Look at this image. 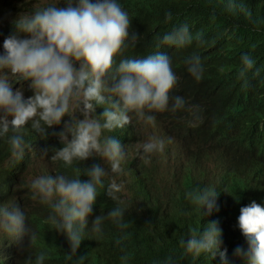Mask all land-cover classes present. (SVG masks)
<instances>
[{
  "label": "clouds",
  "instance_id": "clouds-1",
  "mask_svg": "<svg viewBox=\"0 0 264 264\" xmlns=\"http://www.w3.org/2000/svg\"><path fill=\"white\" fill-rule=\"evenodd\" d=\"M134 18L133 9L119 0H43L15 19L14 34L0 39V144L6 148L0 153V264H6L4 252L11 264H148L130 250L102 257L93 247L101 225L127 221L130 210L124 211L122 193L158 233L179 217L194 215L193 223L181 226V256L152 264H264V193L251 197L261 187L264 164L253 161L236 169L229 163V176L223 168L218 181L232 183L220 191L205 187L197 163L176 161L186 157L179 149L186 145L172 136L167 121L156 122L157 113L179 110L188 114L190 126L199 120L197 105L170 95L178 77L169 51L161 50L188 46L200 38L198 29L171 24L158 36L156 49L117 61L125 48L144 42L130 31ZM171 18L165 12L163 22ZM239 62L238 76L255 63L248 53H241ZM184 63L199 80V54ZM39 159L49 161L48 169L25 181L23 175L34 172ZM125 161L141 177L150 173L146 193L124 188L135 180ZM84 163L91 166L81 168ZM70 167L78 174L63 171ZM21 188L32 201L21 197ZM103 194L116 203L99 213ZM138 200L145 207L139 208ZM31 211L40 217H30ZM36 219L42 225L35 226ZM82 238L86 258L78 246Z\"/></svg>",
  "mask_w": 264,
  "mask_h": 264
},
{
  "label": "trees",
  "instance_id": "trees-1",
  "mask_svg": "<svg viewBox=\"0 0 264 264\" xmlns=\"http://www.w3.org/2000/svg\"><path fill=\"white\" fill-rule=\"evenodd\" d=\"M119 1L133 9L135 18L130 31L134 30L139 36L138 40L144 42L140 44L138 41L134 48H125L117 56V61L121 56L129 57L156 49L158 36L171 24L182 22L188 27L195 24L198 29L200 38H193L188 46L181 49L164 46L161 50L169 51L166 54L171 57L172 69L178 77L170 95H182L189 104L197 105L199 120L194 126H190L188 114L179 110L175 114L167 111L157 113L156 122L160 118L169 123L168 130L172 136L186 145V157L196 155L189 159L197 163L205 178L211 179V182H204V186L221 190V187L213 184L218 181L223 169L218 159L225 160L227 164L232 163L236 169L253 161L264 164V0ZM38 4L41 3L36 0H0V14L6 13L4 16L0 15V39L14 34L15 19ZM165 12L171 13L172 17L167 23L163 22ZM226 28L231 30L228 35L224 33ZM193 53L199 54L203 67L199 80L187 73L184 63ZM241 53H248L255 63L251 70L238 76ZM23 82L25 81H20V84ZM24 127L26 129V125ZM24 135L27 142H34L32 136L29 137L26 132ZM27 146L31 147L28 143ZM5 150V146L0 144V153H5ZM36 152L37 150L32 149V153ZM28 165L29 162L22 165L18 178L23 173L22 168L27 170ZM89 166L90 163H84L81 168ZM261 172L264 173L262 170ZM150 176L148 173L141 179L149 180ZM138 187L136 179L132 185L126 184L124 188L127 192L140 196L144 191ZM262 193L264 177L260 189L251 197L256 200ZM115 203L103 194L95 211L108 212ZM123 204L127 207L124 211L130 210L127 221L121 222L119 226L112 221L101 225V232L93 241L97 253L103 251L100 255L105 257L130 250L140 261L148 264L164 257L181 256L177 246L181 226L193 223L194 215L192 219L179 217L169 225L166 232L158 233L143 222L139 210L132 207L135 203L123 201ZM142 207H145V201L140 202L139 208ZM30 217L37 218L40 214L31 211ZM34 222L35 226L42 225L38 219ZM127 224L128 228L123 229ZM57 255L62 254L59 252ZM188 263L194 264L190 261Z\"/></svg>",
  "mask_w": 264,
  "mask_h": 264
},
{
  "label": "bare ground",
  "instance_id": "bare-ground-1",
  "mask_svg": "<svg viewBox=\"0 0 264 264\" xmlns=\"http://www.w3.org/2000/svg\"><path fill=\"white\" fill-rule=\"evenodd\" d=\"M239 6V5H238ZM240 8H241V6H240ZM176 117V116H175ZM177 119H179L178 117H177ZM179 120H181V119H179ZM182 126V125H181ZM128 127L129 126H125L124 128H122V130H124V131H126L127 129H128ZM180 129V128H179ZM164 138H168L169 136L166 134V133H164L163 135H162ZM115 137L119 140V137H118V135H115ZM120 141V140H119ZM171 141H172V139H171ZM171 143V142H170ZM170 143H168L167 142V144H170ZM179 149L181 150V151H184V152H188V149H186L185 147H183V146H179ZM170 150V152L171 153H174V154H176V153H178V152H175L174 150H172V149H169ZM179 154V153H178ZM164 156V155H163ZM162 156V157H163ZM194 156H196V155H190V156H188V157H182V158H179V159H177L176 161H178V160H182V159H189V158H191V157H194ZM175 161V162H176ZM218 161H219V163L223 166V168H224V170H225V173H226V175L227 176H229V174H230V171H229V166H228V164H227V162L225 161V160H222V159H218ZM36 162H39L40 164H42V168H44V170H47V167H46V160H42V159H39V160H37ZM125 164L127 165V168H128V170H129V172L133 175V177H134V179L136 180L137 179V181H138V184H139V187L138 188H141L145 193L147 192V190H146V187H145V185L144 184H146V183H148L149 182V180H144V181H142V179H141V176H140V173H139V171H138V169L136 168V166H133V164H130L129 162H127V161H125ZM11 166H12V169H14V170H16L18 167H17V165L15 164V163H12L11 164ZM148 167H154V166H156V165H147ZM63 171H65L64 169H63ZM179 171H183V169H181V170H179ZM68 172L70 173V174H78L74 169H72L71 167L70 168H68ZM51 175V174H50ZM170 176V174H168L167 175V177H169ZM197 178H202L203 180H204V182H211V179L210 178H205L203 175H200V176H197ZM232 179H229V178H226V180L224 181V182H219V181H217V182H214L213 184L215 185V186H218V187H222V186H226V185H228V184H230V183H232ZM23 190V189H22ZM182 197H184L185 198V195H183ZM186 199V198H185ZM215 203L217 202V200H216V196H215ZM187 200V199H186ZM6 200H3V202H5ZM140 205V204H139ZM219 209V208H218ZM84 239L82 238L81 240H80V243H79V248H80V254L83 256V257H85L86 258V254H85V251H84ZM54 250H56V248H54ZM2 258H3V260H4V262L6 263V264H11V258L8 256V254L7 253H3V255H2ZM57 262L59 261H61V260H59V259H57L56 260Z\"/></svg>",
  "mask_w": 264,
  "mask_h": 264
},
{
  "label": "rangeland",
  "instance_id": "rangeland-1",
  "mask_svg": "<svg viewBox=\"0 0 264 264\" xmlns=\"http://www.w3.org/2000/svg\"><path fill=\"white\" fill-rule=\"evenodd\" d=\"M36 2L37 3H43V0H36ZM0 15L4 16V15H6V13L2 12ZM142 130L144 131L145 129L142 128ZM163 164L166 165L165 163H163ZM167 165H170V162ZM35 166H36V170L34 172L30 173L27 170V172L23 175V178L25 179V181H27L31 177V175L39 174L38 172L41 171L42 169H44V168H42V164H40L39 162H35ZM47 169H48V167H47ZM20 195H21L22 198H26V199H28V201H32L29 198L28 189L21 188V194ZM121 199L123 201H131V197H130V195L128 193H122L121 194ZM139 202H140V200L136 201V203H139Z\"/></svg>",
  "mask_w": 264,
  "mask_h": 264
},
{
  "label": "water",
  "instance_id": "water-1",
  "mask_svg": "<svg viewBox=\"0 0 264 264\" xmlns=\"http://www.w3.org/2000/svg\"><path fill=\"white\" fill-rule=\"evenodd\" d=\"M35 143H37V142L35 141ZM14 163H16V162H14ZM40 252L43 253V254H45L46 251L45 250H41ZM103 253H104L103 251L100 252V254H103ZM214 257H216V256H214Z\"/></svg>",
  "mask_w": 264,
  "mask_h": 264
}]
</instances>
